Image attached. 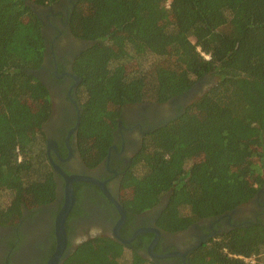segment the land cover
Here are the masks:
<instances>
[{"label":"trees","instance_id":"obj_1","mask_svg":"<svg viewBox=\"0 0 264 264\" xmlns=\"http://www.w3.org/2000/svg\"><path fill=\"white\" fill-rule=\"evenodd\" d=\"M58 1L0 0L2 226L58 195L42 131L49 96L28 74L40 68L45 46L41 22L27 5L46 8ZM165 4L77 0L69 29L87 44L72 67L81 81L77 149L91 168L105 157L124 108L164 105L205 77L216 79L172 120L144 134L121 178L122 207L141 213L166 198L156 226L175 233L247 204L264 187V0ZM80 186H73L77 200ZM77 214L75 205L68 220ZM69 231L66 224L67 236ZM124 256L117 242L94 238L62 264H120ZM262 256L264 222L211 242L190 262L245 264L239 257ZM126 264L152 263L133 252Z\"/></svg>","mask_w":264,"mask_h":264},{"label":"flooded vegetation","instance_id":"obj_2","mask_svg":"<svg viewBox=\"0 0 264 264\" xmlns=\"http://www.w3.org/2000/svg\"><path fill=\"white\" fill-rule=\"evenodd\" d=\"M76 2L59 0L46 8L35 6L37 10L34 11L41 22L45 46L42 64L34 78L45 87L49 96L50 115L42 131L46 149L47 146L50 148V160L67 176L87 177L101 185L75 183L81 185L78 200L75 196L73 205H76L78 214L68 220L69 214L65 222V233L66 224L70 231L69 236L66 234V248L59 264L79 244L94 238L117 242L123 247L124 254L131 257L134 252L148 263L192 264V254L211 242L234 230L263 224L264 187L247 204L218 217L195 222L175 233L162 231L156 226L157 215L165 205L163 201L166 202L164 198L157 207L141 213H128L122 207L121 178L139 152L144 134L172 120L178 109L187 106V95L193 90L164 105L151 104L144 108L139 104L124 108L105 157L93 168L85 164L87 162L77 149L81 81L72 66L87 44L75 39L69 29ZM165 106L169 108L162 113L161 108ZM55 179L58 195L52 204L32 211L22 210L14 225H0V264H47L54 254V221L63 203L64 188V181L58 175ZM116 204L124 212V221L117 234L128 242L125 245L114 238L121 219Z\"/></svg>","mask_w":264,"mask_h":264},{"label":"water","instance_id":"obj_3","mask_svg":"<svg viewBox=\"0 0 264 264\" xmlns=\"http://www.w3.org/2000/svg\"><path fill=\"white\" fill-rule=\"evenodd\" d=\"M30 6L33 11L37 10L35 6L32 4H27ZM28 74L32 75L35 77V72H28ZM202 83L200 81L198 83V86ZM50 148L47 146L46 149V154L49 159L50 165L53 169V172L55 175H58L63 181H64V188H63V203L62 206L57 213L54 221V235H55V242H56V247H55V252L52 255V257L49 259L47 264H59L60 259L63 256V253L66 248V243H67V237L65 233V222L73 208L74 202H75V195H74V190H73V184L75 183H80V182H86V183H93L97 186H101L98 182H95L87 177L83 176H67L64 174L52 161L50 160ZM56 152V151H55ZM166 199V198H164ZM165 204V201H163ZM116 207H118L120 214H121V219L116 227L114 238L117 239L122 245L128 244V242L121 240L118 237L117 231L119 230L120 226L122 225L124 221V212L119 208V206L116 204Z\"/></svg>","mask_w":264,"mask_h":264},{"label":"rangeland","instance_id":"obj_4","mask_svg":"<svg viewBox=\"0 0 264 264\" xmlns=\"http://www.w3.org/2000/svg\"><path fill=\"white\" fill-rule=\"evenodd\" d=\"M168 4H169V0H166V4H165L166 8H168ZM150 63L151 62H146L145 64H143V68L145 70H147L148 67H150L149 66ZM132 66L134 67V64ZM131 69L133 70L132 67H131ZM215 80L216 79H213V78L207 76L203 80H201L202 83L198 87V83L200 82L199 81L195 85V87H194L193 91L191 92V94L187 95L188 98L186 100H189L188 103L193 101L200 93L205 92L206 90H208L212 86V84L215 82ZM197 89L199 90V93H197L198 92ZM149 105H151V103H149V102L141 104V106L144 107V108L149 107ZM167 108H169V107L168 106L162 107L161 108L162 113H166V109ZM2 202L6 203L7 202V198H4V200L2 199ZM129 259H130V255L125 253V256H124L123 260L120 262V264H126ZM257 262H260L261 264H264V256L261 257L260 261L255 260V263H257Z\"/></svg>","mask_w":264,"mask_h":264},{"label":"built area","instance_id":"obj_5","mask_svg":"<svg viewBox=\"0 0 264 264\" xmlns=\"http://www.w3.org/2000/svg\"><path fill=\"white\" fill-rule=\"evenodd\" d=\"M240 260H242L245 264H255V259L254 258H241L239 257Z\"/></svg>","mask_w":264,"mask_h":264}]
</instances>
